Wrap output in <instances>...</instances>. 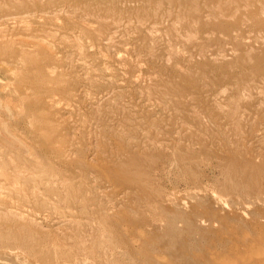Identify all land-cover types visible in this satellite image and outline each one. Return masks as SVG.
<instances>
[{
  "label": "rangeland",
  "instance_id": "1",
  "mask_svg": "<svg viewBox=\"0 0 264 264\" xmlns=\"http://www.w3.org/2000/svg\"><path fill=\"white\" fill-rule=\"evenodd\" d=\"M0 6V120L25 149L0 264H264V0Z\"/></svg>",
  "mask_w": 264,
  "mask_h": 264
},
{
  "label": "bare ground",
  "instance_id": "2",
  "mask_svg": "<svg viewBox=\"0 0 264 264\" xmlns=\"http://www.w3.org/2000/svg\"><path fill=\"white\" fill-rule=\"evenodd\" d=\"M144 1H146V2H150V0H144ZM196 1V0H195ZM227 1V0H226ZM244 1V0H243ZM10 2H12V1H10ZM164 2H165V0H164ZM33 3V2H32ZM158 3V2H157ZM156 2L154 3V5L153 6H157L158 4H157ZM176 3H177V1H176ZM2 4V3H1ZM16 4H17V2H16ZM28 4V3H27ZM157 4V5H156ZM161 4V3H160ZM170 4V3H169ZM190 4H192L191 2H190ZM15 5V4H14ZM20 5V4H19ZM32 5V4H31ZM132 5V4H131ZM5 6V5H4ZM22 6V5H21ZM30 6V5H29ZM1 7V6H0ZM17 7V6H16ZM111 7V6H110ZM179 7V6H178ZM8 8V7H7ZM12 8V7H11ZM21 8V7H20ZM33 8V7H32ZM71 8V7H70ZM83 8V7H82ZM75 9V8H74ZM13 10V9H12ZM73 10V9H72ZM187 10H189V9H187ZM213 10V9H212ZM229 10V9H228ZM241 10V9H240ZM1 11V10H0ZM8 11V10H7ZM14 11H15V9H14ZM38 11V10H37ZM211 11V10H210ZM10 12V11H9ZM16 12V11H15ZM213 12V11H212ZM219 12V11H218ZM6 13V12H5ZM11 13V12H10ZM43 13V12H42ZM41 13V14H42ZM191 13L192 14H197L198 13V10H197V6H195L194 5V7H191ZM224 13V12H223ZM32 14H34V13H32ZM44 14V13H43ZM59 14V13H58ZM68 14V13H67ZM187 14V13H186ZM3 15V14H2ZM7 15V14H6ZM19 15V14H18ZM50 15V14H49ZM182 15V14H181ZM199 15V14H198ZM235 15V14H234ZM8 16V15H7ZM27 15H25V17H26ZM33 16V15H32ZM32 16H31V18H32ZM40 16V15H39ZM45 16H47V15H45ZM176 16V15H175ZM195 16V15H194ZM206 16V15H205ZM215 16V15H214ZM218 16V15H217ZM220 16V15H219ZM12 17V16H11ZM24 17V18H25ZM28 18H29V16H27ZM27 17L25 18V19H27ZM50 17V16H49ZM177 17V16H176ZM197 17V16H196ZM232 17H233V15H232ZM8 18V17H7ZM10 18V17H9ZM207 18V17H206ZM209 18V17H208ZM212 18V17H211ZM234 18V17H233ZM13 19V18H12ZM16 19V18H15ZM14 19V20H15ZM18 19L19 20H16V21H14L15 22V25H16V23L18 24L19 23V25H21V24H25V22H24V20H22L23 19V17L21 16L20 18H19V16H18ZM30 19V18H29ZM181 19H183V18H181ZM1 20H3V19H1ZM6 20H8V19H6ZM36 20V19H35ZM4 21V20H3ZM9 21V20H8ZM28 21V20H27ZM30 21V20H29ZM33 21V20H32ZM36 21H38V20H36ZM40 21V20H39ZM105 21V20H104ZM183 21V20H182ZM2 22V21H1ZM10 22V21H9ZM41 22V21H40ZM31 23V22H30ZM56 23V22H55ZM101 24H102V22H100ZM120 23V22H119ZM6 24V23H5ZM40 24V23H39ZM116 24V23H115ZM3 25V24H2ZM55 25V24H54ZM165 25V24H164ZM25 26V25H24ZM70 26V25H69ZM84 26V25H83ZM1 27V26H0ZM19 27V26H18ZM30 27V26H29ZM74 27V26H73ZM207 27V26H206ZM28 28V27H27ZM22 29H23V27H22ZM63 29V28H62ZM65 29H67V28H65ZM82 29V28H81ZM78 30V29H77ZM1 31V30H0ZM3 31V30H2ZM27 31H28V29H27ZM69 32V31H68ZM81 32V31H80ZM86 32V31H85ZM85 32H84V34H85ZM1 33V32H0ZM232 36V35H231ZM234 37V36H233ZM233 37H232V39H233ZM8 38V37H7ZM7 38H6V40H7ZM21 38V37H20ZM25 38V37H24ZM191 38V37H190ZM3 39V38H2ZM235 39V38H234ZM34 40V39H33ZM236 40V39H235ZM1 42V41H0ZM7 42V41H6ZM9 42H11V41H9ZM106 42V41H105ZM187 42V41H186ZM13 43V42H12ZM12 43H9V44H11V45H14V44H12ZM80 43V42H79ZM8 44V45H9ZM7 45V44H6ZM82 45V44H81ZM4 46V45H3ZM10 46V45H9ZM9 46H7V50H8V47ZM16 47V46H15ZM6 48V47H5ZM5 48H3V50H6ZM10 48V47H9ZM12 48V47H11ZM14 48V47H13ZM19 48V47H18ZM81 48V47H80ZM20 49H22V48H20ZM25 49V48H24ZM23 49V50H24ZM74 49V48H73ZM6 50V51H7ZM150 50V49H149ZM81 51V50H80ZM1 52H2V49H1ZM8 52V51H7ZM7 52H5V51H3V55L4 54H6ZM23 52V51H22ZM23 53H25V52H23ZM22 53V54H23ZM36 53V52H35ZM9 54V53H8ZM21 54V53H20ZM21 54V55H22ZM3 55H2V57H3ZM27 55H29L30 56V54H27ZM32 55V54H31ZM21 57H23L24 59H25V57H28V56H25V55H23V56H21ZM1 58V57H0ZM21 59V58H20ZM19 59V60H20ZM30 59V58H29ZM28 59V60H29ZM33 59V58H32ZM69 59V58H68ZM17 60V59H16ZM25 60H27V58L25 59ZM22 61V60H21ZM33 61H34V59H33ZM35 62V61H34ZM0 63H2V62H0ZM23 63H24V61H23ZM28 63V62H27ZM4 64V63H3ZM29 64H31L32 65V60H31V63L29 62ZM1 65V64H0ZM4 66V65H3ZM2 66V67H3ZM48 75H50V74H48ZM48 78H49V76H48ZM135 80V79H134ZM1 83V82H0ZM2 89V86L0 85V90ZM5 90V89H4ZM2 95V94H1ZM8 95V94H7ZM9 96V95H8ZM13 99V98H12ZM5 103V102H4ZM2 101H1V99H0V111H2L3 113H4V116H5V118H6V120L7 119H14V114H13V112H12V110L10 111V107L8 108V107H6V106H8V105H6V104H4ZM13 103V102H12ZM235 112V111H234ZM236 113V112H235ZM234 113V114H235ZM16 115V114H15ZM233 116V115H232ZM13 117V118H12ZM5 118H4V120L2 121V120H0V194H6V191L4 192V187H3V184H6V186H7V184H9L10 185V188L9 187H7L8 188V190H9V193L10 194H13V195H15V193L18 191L17 190V185H18V183H19V180L22 178L23 179V177L20 175L21 173L19 172V171H21V170H18V165H20L19 164V162H20V154L22 155V153L23 152H25V149H24V147H22V144H21V140L19 141V137L14 133V132H12V130H10L11 128L10 127H8V125H7V123H6V121H5ZM37 120V119H36ZM12 121H14V120H12ZM11 120L9 121V122H12ZM42 121V120H41ZM40 121V122H41ZM44 122V121H43ZM42 123V122H41ZM33 124V123H32ZM44 124V123H43ZM42 124V125H43ZM11 126H12V124H11ZM8 128H10V129H8ZM41 129V128H40ZM44 133H46V130H44ZM43 132H42V134H44ZM17 134H19L20 135V133H19V131H18V133ZM46 135H48V134H46ZM21 136V135H20ZM23 138V137H22ZM24 142H26L25 140L22 142V143H24ZM150 142V141H149ZM29 143V142H28ZM28 143L26 144L27 146H28ZM57 144V143H56ZM31 145V144H30ZM30 145H29V147H30ZM32 146V145H31ZM60 146V145H59ZM28 148V147H27ZM51 149V148H50ZM31 150H32V148H31ZM56 151H58V150H56ZM62 150L59 148V152H61ZM26 153H28V151L26 150ZM37 152L35 151V153H34V145H33V150H32V152H31V155H29V157L31 158V164L30 165H26V166H28V168L29 169H31V165H32V169L34 168V165L32 164V163H34L33 161L35 160H33L32 161V157H33V155H35ZM71 153V152H70ZM63 154H65L64 152H62V157H63ZM37 155V154H36ZM36 155H35V157H36ZM66 155V154H65ZM69 154H67V156H68ZM41 156V155H40ZM26 157V154L25 155H23V158L22 159H25V160H27V157ZM44 157V159L43 160H45V158H46V156H41V159ZM37 158H39V156L37 157ZM36 158V159H37ZM200 158V157H199ZM21 159V160H22ZM63 159V158H62ZM47 160V174L48 175H50L49 173H48V171H50V169H49V167H50V164L48 165V158L46 159ZM45 160V161H46ZM58 160V159H57ZM38 161V160H37ZM36 161V162H37ZM44 161V162H45ZM52 161V160H51ZM50 161V162H51ZM25 162V161H24ZM42 162V161H41ZM21 163V162H20ZM28 163V162H27ZM27 163H25V164H27ZM29 163H30V160H29ZM46 163V162H45ZM45 163H44V165H43V167H41V168H44V170H45V167H46V165H45ZM22 164V163H21ZM36 164H38V163H36ZM41 164H43V163H41ZM41 164L40 165H38V166H41ZM23 165H24V163H23ZM20 167V166H19ZM129 167V166H128ZM186 167V166H185ZM189 168V167H188ZM21 169V168H20ZM49 169V170H48ZM53 169H55V168H53ZM37 170H38V167H37ZM41 170V169H40ZM127 170H128V172H129V170H131L132 172H131V174L134 172L133 171V169H131V168H129V169H126V172H125V170L124 169H122V167L120 168V171H124L125 173H127ZM22 171H24V170H22ZM26 171L27 170H25V173H26ZM32 171V170H31ZM34 171H36V169H34L33 170V173H35ZM51 171H52V169H51ZM58 171V170H57ZM65 171V170H64ZM28 172V171H27ZM41 172H42V170H41ZM62 172V171H61ZM24 173V174H25ZM30 173V172H29ZM32 173V172H31ZM39 173V172H38ZM38 173H35L36 174V176L38 175V176H40ZM43 173V172H42ZM52 173H54V171L52 172ZM72 174H74V172L73 173H71V175ZM129 174H130V172H129ZM47 175V176H48ZM61 175V174H60ZM70 175V176H71ZM133 175V174H132ZM134 175H135V172H134ZM133 175V176H134ZM24 176V175H23ZM26 176V175H25ZM42 176V175H41ZM44 176V175H43ZM54 176V175H53ZM67 176V175H66ZM51 177V176H50ZM79 177V176H78ZM135 178H137L138 177V175H137V172H136V176H134ZM144 177V176H143ZM30 178H31V180L33 181V179H32V176H30ZM29 177H27L26 179L28 180V182H27V180H26V182L29 184V183H32L31 182V180H29L30 179ZM65 178V177H64ZM144 178H146V177H144ZM41 179H42V177H41ZM67 179V178H66ZM53 180V179H52ZM134 180V179H133ZM30 181V182H29ZM135 181H136V179H135ZM142 181H143V179H142ZM34 182V181H33ZM53 183H55V182H53ZM81 183V182H80ZM136 183V182H135ZM33 184V183H32ZM36 184V183H35ZM143 184V183H142ZM141 184V185H142ZM56 185V184H55ZM54 185V186H55ZM145 186L147 185V184H144ZM34 186V185H33ZM77 186V185H76ZM205 186V185H204ZM37 187V186H36ZM6 188V187H5ZM38 189H39V187H37ZM78 188H79V186H78ZM140 188V187H139ZM142 188V187H141ZM208 188V187H207ZM225 189H227V187H225ZM7 190V189H6ZM35 190V189H34ZM41 190H42V188H41ZM48 190V189H47ZM74 190V189H73ZM85 191H86V189H85ZM204 191H206V190H204ZM4 192V193H3ZM67 192V191H66ZM65 192V193H66ZM72 192V191H71ZM88 192V191H87ZM208 192V191H207ZM29 193V192H28ZM48 192H46V194H47ZM69 193V192H68ZM89 194V193H88ZM156 194H157V192H156ZM13 195H8V198H10L11 196H13ZM31 195V194H30ZM37 195V194H36ZM74 195V194H73ZM212 195H214V194H212ZM17 196H19V195H17ZM64 196V195H63ZM1 197L2 198H4V195H1ZM168 197V196H167ZM167 197H165L164 199H166ZM8 198H7V200H8ZM14 198V197H13ZM17 198V197H16ZM66 198V197H65ZM72 198H74V197H72ZM91 198H92V195H91ZM90 198V199H91ZM11 199V198H10ZM59 199V198H58ZM81 199V198H80ZM65 200V199H64ZM92 200V199H91ZM167 200V199H166ZM216 200L217 201H219V202H221V197L220 196H217L216 197ZM12 201V200H11ZM8 202L9 204V206L8 205H5L6 204V202H5V204L3 203V204H1V202H3V201H1L0 202V211L2 210V212H4V213H2V214H5V210H7L8 208L7 207H9V208H11V205L13 204V202ZM44 201V200H43ZM57 201V200H56ZM84 201V200H83ZM83 201H81V202H83ZM107 201V200H106ZM48 202H49V199H48ZM78 203H80V202H78ZM18 204V203H17ZM28 204V203H27ZM46 205H47V202L45 203ZM90 204H91V202H90ZM54 205V204H53ZM80 205V204H79ZM107 205V204H106ZM2 206V207H1ZM7 206V207H6ZM85 206V205H84ZM104 206V205H103ZM23 207V206H22ZM50 207H52V206H50ZM57 207V206H56ZM81 207V206H80ZM97 207V206H96ZM99 207V206H98ZM7 208V209H6ZM74 208V207H73ZM83 208V207H82ZM108 208V207H107ZM27 209V208H26ZM52 209V208H51ZM57 210H58V208H56ZM85 208H83V211H85L84 210ZM87 209H89L90 210V214L92 215V209H90V208H87ZM150 209V208H149ZM12 210V209H11ZM14 210H15V208H14ZM24 210H25V208H24ZM53 210V209H52ZM56 210V212H58ZM110 210H112V209H110ZM17 211V210H16ZM82 211V210H81ZM87 211V210H86ZM26 212V211H25ZM54 212V211H53ZM69 213L71 212V211H68ZM78 212H79V210H78ZM107 212H110V211H107ZM1 213V212H0ZM9 214H10V212H8ZM15 213V212H14ZM46 213V212H45ZM47 213H49V212H47ZM63 213V212H62ZM61 213V214H62ZM106 213V212H105ZM1 214V215H2ZM7 214V213H6ZM26 214H28V212L26 213ZM34 214V213H33ZM32 214V215H33ZM50 214V213H49ZM71 214V213H70ZM35 216L37 215V214H34ZM72 215H74V214H72ZM98 215V217H100V215H99V213L97 214ZM5 216V215H4ZM34 216V217H35ZM61 216H63V215H61ZM65 216V215H64ZM95 217H96V215H94ZM93 216V217H94ZM154 216V215H153ZM10 217H11V215H10ZM18 217V216H17ZM33 217V216H32ZM104 217V216H103ZM102 217V218H103ZM132 217V216H131ZM5 218V217H4ZM8 218V217H7ZM30 218V217H29ZM97 218V217H96ZM107 218V217H106ZM155 218V217H154ZM19 219V218H18ZM55 219V218H54ZM61 219V218H60ZM97 219H99V218H97ZM101 219V218H100ZM99 219V221H100V224H102L101 223V221L104 223V220H100ZM135 218H133V220H134ZM69 220H71L70 218H69ZM68 220V221H69ZM73 220V219H72ZM96 220V219H95ZM108 220V219H107ZM107 220H106V223H107V226H104V227H108L109 226V224H108V222H107ZM128 220V219H127ZM143 220H144V217H143ZM145 220H147L146 219V217H145ZM144 220V221H145ZM27 221H28V218H27ZM43 221V220H42ZM98 221V220H97ZM30 222V221H29ZM56 222V221H55ZM61 222V221H60ZM60 222H59V224L58 225H60ZM72 222V221H71ZM82 222H84V221H82ZM32 223V222H31ZM65 223V222H64ZM78 223V222H77ZM77 223H74L75 225L77 224ZM145 223H146V221H145ZM83 224H85V223H83ZM87 224H89V222L87 223ZM91 224H92V222H91ZM149 224H150V222H149ZM30 225H32V224H30ZM81 225V224H80ZM105 225V224H104ZM33 226H34V224H33ZM77 226H79V225H77ZM88 226V225H87ZM35 227H37V226H35ZM89 227V226H88ZM87 227V228H88ZM147 227V226H146ZM79 229H80V227H78ZM103 228V227H102ZM102 228H101V230H102ZM41 229V228H40ZM43 229V228H42ZM89 229V228H88ZM99 230H100V228H98ZM108 229V228H107ZM20 230V229H19ZM76 230V229H75ZM103 230H105V228L103 229ZM103 230H102V232H103ZM96 231H97V229H96ZM17 232V231H16ZM27 232V231H26ZM75 232V231H74ZM105 233H106V230L104 231ZM103 232V233H104ZM138 232V231H137ZM60 233V232H59ZM88 233H90V232H88ZM104 233V234H105ZM98 234H102V233H98ZM104 234H102V235H104ZM107 235H108V233H106ZM8 235V234H7ZM22 235V234H21ZM28 235H29V233H28ZM32 236V235H31ZM84 237V236H83ZM109 237H111V235L109 236ZM87 238H88V236H87ZM102 238V237H101ZM28 239V238H27ZM56 239V238H55ZM114 240H115V238H114ZM117 240V239H116ZM69 242H72L73 240H68ZM67 241V242H68ZM106 241V240H105ZM104 241V242H105ZM14 242V241H13ZM83 242V241H82ZM85 242V241H84ZM110 242V241H109ZM108 242V243H109ZM27 243V242H26ZM81 243V242H80ZM90 243V242H89ZM106 243V242H105ZM108 243H106V244H108ZM3 244V243H2ZM38 244V243H37ZM117 244V243H116ZM109 245H111V244H108V246ZM115 246V245H114ZM42 247V246H41ZM128 247V246H127ZM64 248H66V247H64ZM63 248V249H64ZM18 249V248H17ZM35 249V248H34ZM43 249H44V247H43ZM69 249V248H68ZM72 249V248H71ZM91 248H89V250H90ZM93 249V248H92ZM115 249V248H114ZM251 249H253V248H251ZM19 250V249H18ZM17 250V251H18ZM40 250V249H39ZM44 250H46V249H44ZM254 250V249H253ZM16 251V250H15ZM80 251V250H79ZM107 251V250H106ZM110 251H112V249L110 250ZM41 252H42V250H41ZM112 252H114V250L112 251ZM111 252V253H112ZM122 252V251H121ZM89 253V252H88ZM115 253V252H114ZM256 253V252H255ZM93 254V252H91V255ZM108 254H109V256H110V253L108 252ZM85 255V254H84ZM121 255V254H120ZM8 256H9V254H8ZM104 256H105V253H104ZM117 256H119V254L117 255ZM124 256H125V254H124ZM54 257H55V255H54ZM58 257V256H57ZM62 258L64 257V256H61ZM66 257V256H65ZM111 257V256H110ZM115 257V256H114ZM126 257V256H125ZM67 258V257H66ZM72 258H73V256H72ZM80 258V257H79ZM83 258H84V256H83ZM104 258H106V257H104ZM112 258V257H111ZM123 258V257H122ZM121 258V259H122ZM86 259V258H85ZM93 259V258H92ZM159 259V258H158ZM87 260V259H86ZM107 260V259H106ZM127 260V259H126ZM63 262H64V260H62ZM75 262V261H74ZM93 262V261H92ZM227 263V262H226ZM255 263H257V264H262L263 262H261V261H259V260H256V262Z\"/></svg>",
  "mask_w": 264,
  "mask_h": 264
}]
</instances>
